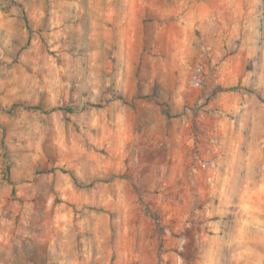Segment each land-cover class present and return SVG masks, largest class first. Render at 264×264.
<instances>
[{"label": "clouds", "instance_id": "1", "mask_svg": "<svg viewBox=\"0 0 264 264\" xmlns=\"http://www.w3.org/2000/svg\"><path fill=\"white\" fill-rule=\"evenodd\" d=\"M0 264H264V0H0Z\"/></svg>", "mask_w": 264, "mask_h": 264}]
</instances>
